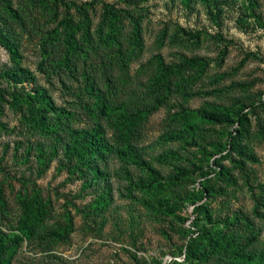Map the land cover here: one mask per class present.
Instances as JSON below:
<instances>
[{"label":"trees","instance_id":"trees-1","mask_svg":"<svg viewBox=\"0 0 264 264\" xmlns=\"http://www.w3.org/2000/svg\"><path fill=\"white\" fill-rule=\"evenodd\" d=\"M232 1L209 0L217 7ZM250 1L255 5L254 0ZM88 6L92 7L93 3L78 5L68 0L0 1V46L9 52L16 65L5 71L4 76L15 86L25 82L33 85L30 89L24 86L17 95V100L21 101L22 120L32 131L42 134L53 144L49 152L43 145L38 148L39 159L42 161L45 155H51L53 159V155L63 152L61 169L66 168L72 177L80 176L85 189L93 190L92 196L95 198L86 207L85 217L100 225V228L105 227L109 208L114 202L113 184L107 173L109 160L118 158L124 165L122 171L127 175L130 174V166L140 165L147 169L151 179L138 185L145 195L136 196L135 201L153 217L169 218L171 229L183 242L172 251L173 261L166 264H264V184L253 186L248 182L253 202L251 211L242 207L234 212L230 210L222 214V210L216 213L209 201L218 196L228 197L226 187L219 185L218 181L214 182L213 178H207L198 189L193 192L187 190L185 182L190 172L178 168L177 175L164 177L152 167L155 161L171 160L175 152L169 150L151 155L148 161L145 158L148 153L140 146L149 116L163 106L172 108L173 99L180 103V113L171 115L169 123L165 122V133L160 139L171 143L193 134L196 135L192 138L200 135L203 127L192 119L193 112L197 114L198 111L189 110L185 102L197 93L203 94L195 84L202 82L204 86L211 61L202 56H193L184 57L177 63H167L161 56H155L154 67L146 81L138 79L141 84L134 83L128 74V66L129 59L135 56L137 49L138 53L143 49L140 21L131 13L127 14L134 27L133 37L127 44L133 47L124 50L120 26L124 23L123 11L113 4H104L102 21L93 33V19ZM50 23H53V28H50ZM26 39L38 40L42 74L64 76L61 78L62 86L70 92L73 89L67 80L82 84L84 93H78L76 98L85 113L96 119L93 125L81 127L77 122L79 115L68 108L58 107L31 71L21 67V51ZM89 64L95 65L94 71L88 69ZM222 64L223 59L218 65ZM212 76L211 93H224L225 90L216 83L221 81V75ZM232 87L245 89L247 85L235 83ZM86 95L93 101L84 106ZM242 104V101H236L231 109H220L216 113L201 111L203 122L215 120L219 124H231L233 118L238 116L236 122L239 124V128L230 132L226 140L211 139L212 151L206 148L203 154L209 162L203 176H209L208 170L212 169L215 178L236 184L230 177L231 172L220 165L227 158L224 153L229 149L252 163L259 162L255 153L241 143L250 124L243 111L239 112ZM249 106L255 109L260 104L253 102ZM103 119L111 122L113 141L107 138ZM47 166L42 165L43 169L39 172L43 173ZM241 166L245 168L244 163ZM182 180L186 181L182 183ZM145 187H148L147 192ZM5 198L1 189L0 264H20L18 256L25 242L36 244L44 254L69 242L74 231L71 213L66 215L64 221L54 222L52 200L36 186L31 189L27 182L16 194L14 200L19 215L15 224H10V205ZM204 199L207 201L202 202ZM187 203L195 206L194 220L189 224L190 218L181 213ZM223 206L225 208L226 205ZM96 218L101 220L97 222ZM164 236L172 240L168 232ZM179 253L184 256L183 262L177 260ZM47 259H52V256L49 255ZM135 260L136 264L141 263L137 258ZM162 263L158 261L157 264Z\"/></svg>","mask_w":264,"mask_h":264},{"label":"rangeland","instance_id":"rangeland-1","mask_svg":"<svg viewBox=\"0 0 264 264\" xmlns=\"http://www.w3.org/2000/svg\"><path fill=\"white\" fill-rule=\"evenodd\" d=\"M68 1L78 5L93 3V6H88L87 9L93 19V33L102 21L104 4H113L119 11H123L124 23L120 26L124 50L133 47L127 44L134 34V27L127 14L131 13L140 21L143 49L141 53H138L137 49L135 56L129 59L128 66V74L134 83L141 84L138 79L146 81L147 75L154 67L155 56H161L167 63H177L184 57L193 56H202L211 61L209 75L205 74L204 86L202 87V82L195 84L203 94L197 93L185 102L189 110L198 111L197 114L193 112L192 119L203 127L200 135L192 138L196 135L193 134L171 143H165L160 139L165 133V122L169 123L171 115L180 113V103L173 99L172 108L163 106L149 116L140 146L148 153L145 156L148 161L151 160V155L155 156L169 150L175 152L171 160L155 161L152 167L164 177L177 175L178 168L190 172L187 181L182 180V183L186 181L187 190L193 192L207 178H213L214 182L218 181L219 185L226 187L228 197L218 196L209 201L216 213L222 210V214L230 210L234 212L242 207L251 211L253 202L248 182L253 186H257L258 183L264 184V0H254L255 5L251 4L250 0H233L230 4L219 7L209 0ZM49 26L53 28V23ZM21 52L23 55L20 60L21 67L31 71L39 85L51 95L58 107L68 108L78 114L77 122L81 127H88L96 122V119L85 113L76 98L78 93H84L80 82L67 80L73 89L70 92L62 86L61 78L64 76L41 73L42 55L38 40L26 39ZM221 59L223 64L219 66ZM15 66L12 56L0 46V190L4 191L5 199L9 201L12 218L10 224L17 223L19 209L14 198L27 182L31 189L36 186L45 197L51 198L54 222L64 221L68 213H71L74 220V231L68 243H63L50 253L44 254L35 246L36 244L29 245L25 242L18 262L136 264L135 258L141 262L140 264L172 262L174 258L172 251L183 242L171 229L170 219L153 217L135 201L136 196L145 195L138 185L151 179L150 173L142 166H130V174L127 175L122 171L124 165L118 158L110 159L107 173L113 184L114 202L108 211V221L105 227L100 228V225L92 223L85 217L86 207L95 198L92 196L93 190L85 189L80 176L72 177L66 168L61 169L64 160L62 151L53 155V159L50 158L51 155H45L42 161L39 159L38 148L43 145L49 152L53 144L42 134L32 131L22 120L19 108L21 101L17 100V95L24 86L30 89L33 85L25 82L15 86L4 76L5 71ZM88 66L91 72L95 70V65ZM212 74L221 75V81L216 83L225 90L224 93H211L213 84L210 83L214 80ZM235 83H243L247 87L233 88ZM92 101L86 95L83 105ZM236 101L243 102L239 112L243 111L242 114L247 116L250 122L249 131L241 143L255 153L259 162L252 163L235 150L225 151L227 158L223 159L220 165L231 172L230 177L236 181L233 185L215 178L212 169L208 170L209 176H203L209 164L203 154L206 148L212 151L209 143L212 138L226 140L230 132L239 128L236 122L238 116L233 118L231 124H219L215 120L203 122L200 114L202 110L206 113H216L220 109H231ZM253 102L260 106L250 108L249 105ZM102 121L107 138L113 141L114 132L109 125L111 122L105 119ZM241 163H244L245 168H242ZM46 164L48 166L43 173L39 172L43 169L42 165ZM144 190L147 192L148 187ZM204 201L207 199L202 202ZM223 204L226 205L225 208ZM194 209L192 203H187L181 211L190 218L188 224L194 220ZM100 220L96 218L97 222ZM165 232L171 235L172 240L164 236ZM49 255L52 259L48 260ZM177 260L183 262L184 256H180L179 253Z\"/></svg>","mask_w":264,"mask_h":264}]
</instances>
